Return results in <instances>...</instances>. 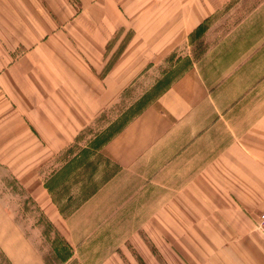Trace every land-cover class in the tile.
Instances as JSON below:
<instances>
[{
  "label": "crops",
  "instance_id": "obj_1",
  "mask_svg": "<svg viewBox=\"0 0 264 264\" xmlns=\"http://www.w3.org/2000/svg\"><path fill=\"white\" fill-rule=\"evenodd\" d=\"M0 162L65 263L264 264V0H0ZM14 208L0 264H45Z\"/></svg>",
  "mask_w": 264,
  "mask_h": 264
},
{
  "label": "rangeland",
  "instance_id": "obj_2",
  "mask_svg": "<svg viewBox=\"0 0 264 264\" xmlns=\"http://www.w3.org/2000/svg\"><path fill=\"white\" fill-rule=\"evenodd\" d=\"M195 50L196 52H193L192 56L196 59L201 56L202 49L196 47ZM183 51H186V49L183 48L180 50V52ZM171 63V61H167L166 64L164 63L165 67L168 69ZM181 65L182 64H180V67H182ZM176 66L177 65H175V67ZM177 68L178 67L174 69L177 70ZM159 70L160 68H158V76L161 74V72L159 73ZM155 79L156 78H154L153 75H149L148 77L142 78L139 82L136 81L135 84L129 88L125 96L123 95V98L115 102V105L105 109L104 113L101 112L94 119L93 123L83 130L81 137L75 142V145L80 147L85 145L88 148H94L93 143L101 142V137L105 140L109 135L119 129L123 122L135 112V109H127L128 106L138 99V97L148 89ZM113 121L114 123L111 124ZM92 137H95L96 140L95 138L92 140ZM4 168L5 167L0 162V196L4 197L7 192H10V194L12 193L15 206L14 210L18 211L19 215L26 214V218L23 217L24 220H22L21 217L19 223L23 222L24 226H30L29 234H31L34 243L40 247V253L45 260V264H76L74 261L65 263L71 258L70 255L72 253L69 254L68 250H63L62 247V250L56 248L61 245V242L59 237L54 234L53 227L50 225L49 221L40 213L41 210L39 205L32 201H30L29 205L25 204V202H28V199L23 193V190H21V186L15 181L11 182L9 177L7 178V175L3 172ZM27 217H29V220ZM0 255H2L1 258L4 260L3 254L0 253ZM133 259L135 260V256Z\"/></svg>",
  "mask_w": 264,
  "mask_h": 264
},
{
  "label": "built area",
  "instance_id": "obj_3",
  "mask_svg": "<svg viewBox=\"0 0 264 264\" xmlns=\"http://www.w3.org/2000/svg\"><path fill=\"white\" fill-rule=\"evenodd\" d=\"M256 231H258L262 237L264 238V211H262L260 213V216L257 220V223H256V227H255Z\"/></svg>",
  "mask_w": 264,
  "mask_h": 264
}]
</instances>
